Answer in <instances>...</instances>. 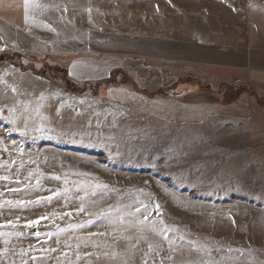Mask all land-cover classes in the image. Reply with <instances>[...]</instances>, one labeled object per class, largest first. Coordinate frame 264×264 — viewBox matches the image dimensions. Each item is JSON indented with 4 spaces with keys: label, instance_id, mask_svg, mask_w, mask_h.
<instances>
[{
    "label": "rangeland",
    "instance_id": "obj_1",
    "mask_svg": "<svg viewBox=\"0 0 264 264\" xmlns=\"http://www.w3.org/2000/svg\"><path fill=\"white\" fill-rule=\"evenodd\" d=\"M250 5L0 0V264H264L261 116L174 123L122 96L167 97L159 67L248 68ZM245 91L261 105L213 93Z\"/></svg>",
    "mask_w": 264,
    "mask_h": 264
},
{
    "label": "crops",
    "instance_id": "obj_2",
    "mask_svg": "<svg viewBox=\"0 0 264 264\" xmlns=\"http://www.w3.org/2000/svg\"><path fill=\"white\" fill-rule=\"evenodd\" d=\"M249 1L251 3V12L248 13L251 18L250 25L252 24L254 28L257 27L259 35L264 36V4L258 6L256 0ZM258 14L260 16L256 17L255 15ZM253 27L249 34L251 38L254 32ZM252 61L248 68L242 67L240 62L233 63L231 66L219 63L214 66L213 70H211L213 65L200 63V67H191L189 72L185 71L186 74L182 72L180 74L174 70L168 71L166 67H159L158 75L152 84L160 89L169 88L167 97L148 99L129 91L122 96L125 101L137 105L145 113L174 123H198L205 118L218 114L242 116L243 112H251V114L256 115L255 118L257 119L261 116V126L258 124L256 129L264 131V55L261 58H254ZM184 75L191 77L198 86L199 83L208 86L213 92L221 84L235 86L247 83L252 91L257 94V99L261 101V105H258L256 99L248 95L246 91L232 102L222 103L215 96V93L201 89L197 85L177 83L176 86L171 87L179 76ZM157 79L158 82H156ZM146 85L147 83L144 84V86Z\"/></svg>",
    "mask_w": 264,
    "mask_h": 264
},
{
    "label": "snow or ice",
    "instance_id": "obj_3",
    "mask_svg": "<svg viewBox=\"0 0 264 264\" xmlns=\"http://www.w3.org/2000/svg\"><path fill=\"white\" fill-rule=\"evenodd\" d=\"M29 2H30V0H24V6H25V9H27V7H28V5H29ZM13 90H15V89H13ZM98 187H100V185H98ZM103 187H107L106 185H104ZM39 201H37V203H38ZM9 203H11V202H9ZM18 203H24V202H18ZM141 207L144 209V212H146V213H148V207H147V205H141ZM155 208H156V210H158L159 209V205H156L155 206ZM136 212L137 213H139L140 212V208H137L136 209ZM149 215L151 214V213H148ZM130 215H131V213H130ZM147 216H145V220H147ZM9 223H11V222H9ZM30 223H36L35 221H33V222H30Z\"/></svg>",
    "mask_w": 264,
    "mask_h": 264
},
{
    "label": "water",
    "instance_id": "obj_4",
    "mask_svg": "<svg viewBox=\"0 0 264 264\" xmlns=\"http://www.w3.org/2000/svg\"><path fill=\"white\" fill-rule=\"evenodd\" d=\"M155 206H156V204H155V202H153V203H152V212H153V215H154V216H157V215L159 214V210H156ZM30 232H35V229H33V230L30 231Z\"/></svg>",
    "mask_w": 264,
    "mask_h": 264
}]
</instances>
